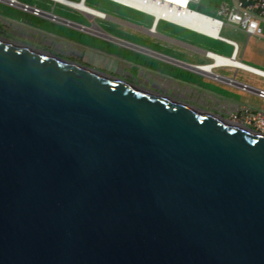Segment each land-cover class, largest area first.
<instances>
[{
    "label": "water",
    "instance_id": "95a60500",
    "mask_svg": "<svg viewBox=\"0 0 264 264\" xmlns=\"http://www.w3.org/2000/svg\"><path fill=\"white\" fill-rule=\"evenodd\" d=\"M0 264H264V132L0 36Z\"/></svg>",
    "mask_w": 264,
    "mask_h": 264
},
{
    "label": "rangeland",
    "instance_id": "374dc122",
    "mask_svg": "<svg viewBox=\"0 0 264 264\" xmlns=\"http://www.w3.org/2000/svg\"><path fill=\"white\" fill-rule=\"evenodd\" d=\"M18 1L31 6H36L45 12H51L63 19L84 25H90L89 20L78 12L70 11L68 8L61 5H56L51 8L52 3L48 0ZM222 1L227 0H198L196 3H190L189 6L197 11L204 12L209 15H215V10ZM180 3L183 4L184 2L180 1ZM86 4L93 8L101 9L109 15L127 18L129 21L144 26L148 25L151 21L150 16L118 5L109 0H86ZM96 23L105 31L111 33L117 32L115 24L111 22L96 20ZM157 30L162 34L179 35L186 40L188 39L194 41L204 49H209L223 55H229L231 51V47L223 42L174 26L164 21H159ZM220 34L224 37L231 38L238 43L239 51L237 59L241 60L243 63L264 70V38H258L255 36L247 37L244 32L228 26H224L221 29ZM0 36L32 48L48 52L54 56L106 72L112 76L121 78L136 85L146 87L152 85V82H149L145 76L146 74L144 73L143 75H139L137 68L134 66H127L125 65V62L122 64L112 62L111 65H107L109 63L107 62V58L99 57L95 52H101L104 55L109 56H119L124 58L127 62L133 64H141L153 70L162 69L176 79L175 83H178V81L191 83L201 88H207L224 95L232 96L242 103H248L264 109V99L251 92L220 83L219 81H215L213 79L199 76L174 66L166 65L161 61L137 51L118 47L114 43L108 42L100 37L87 32L79 31L76 28H72L60 22L50 21L43 16L34 15L29 11H23L18 6H9L3 2H0ZM131 38L138 44L147 45L155 49L159 48L149 37H144L142 34L136 33ZM76 47L79 49V52H77ZM198 61L207 60L205 58H200ZM232 63L238 64L237 61H232ZM213 72L233 77V73L227 68H215ZM234 79L250 86L264 89V78L257 75L237 70L234 75ZM169 86V90L166 89L164 91L165 94L174 97L177 96L176 98L204 111L222 116L227 115H224L223 112L208 101L193 97L191 95L194 94L193 92L185 91V94H176L173 93V85L170 84Z\"/></svg>",
    "mask_w": 264,
    "mask_h": 264
},
{
    "label": "built area",
    "instance_id": "2783aa9c",
    "mask_svg": "<svg viewBox=\"0 0 264 264\" xmlns=\"http://www.w3.org/2000/svg\"><path fill=\"white\" fill-rule=\"evenodd\" d=\"M53 1L65 5L70 9L81 12L89 18V21L92 24H94L96 20H104L107 15V13L101 9L88 6L86 4V0H66L68 3L59 0ZM109 1L149 15L150 17H152L153 20L151 28L155 26V23L157 21H166L180 26L184 29L193 31L200 35L206 36L214 40H218L229 45L231 47L229 55H223L212 50L206 49L205 56L208 59V62L196 65L201 70L210 72L215 79L221 78L220 75L213 72V69L215 68H234L264 78L263 69L243 63L241 62V60L237 59L239 51L238 43L235 40L224 37L220 34L221 29L224 26H228L233 29H237L244 32L247 37L255 36L258 38H264V0L222 1L217 6L215 10V15H209L204 12L197 11L189 6L190 3H196L198 2V0H183L184 4H181L179 1L176 2L171 0H128L132 1L133 4L122 2L120 0ZM0 2H5L9 6H18L23 11H29L34 15H46L51 20H56L58 17L51 12L44 13L43 10H41L40 8L36 6H31L26 3H21L18 0H0ZM138 3H141L140 5H143V7L145 5L148 7H154L155 9H158L161 13L170 15L171 17H175V19L166 18L164 16L155 19L153 18L152 14H149L145 12V10L137 7ZM77 4H81L80 6L84 8L96 10L100 13V15L92 14L88 11H85L84 9H81V7H79ZM193 14L198 16L200 19L204 20V25H206V28H204L202 31L194 30L188 27L185 22L178 20V18L182 16H189ZM83 26L84 25L82 24L80 28H82ZM232 61H237L238 64H234L232 63ZM203 66H208V68L204 69ZM249 67L254 68L255 70H259L262 73L250 70ZM226 81L230 84L238 85L239 88L242 90L251 91L258 97L264 98V89L256 88L243 82L237 84V81L231 78H227ZM227 117L232 121L250 127L254 130L264 132V109L262 108L254 107L249 104H239L236 106L234 111L230 113V115Z\"/></svg>",
    "mask_w": 264,
    "mask_h": 264
},
{
    "label": "flooded vegetation",
    "instance_id": "af4514ba",
    "mask_svg": "<svg viewBox=\"0 0 264 264\" xmlns=\"http://www.w3.org/2000/svg\"><path fill=\"white\" fill-rule=\"evenodd\" d=\"M147 15V14H145ZM149 16V15H147ZM61 17H57L56 21H59ZM69 21V20H67ZM104 21L111 22L115 24V28L117 32L111 33L102 29L98 24L95 22L92 24L90 21V25H84L82 28V24L71 22L65 23L66 25L76 28L79 31L87 32L94 36L100 37L108 42H112L118 47L130 49L133 51H137L144 55H147L151 58H154L158 61L165 63L166 65L174 66L176 68L191 72V73H199L201 69L196 66L197 64H203L208 62V59L205 56V50L198 44H196L192 40H186L183 37L176 35V34H162L157 30V26L159 21L155 23L153 29L151 28L152 25V17L151 21L148 25L144 26L132 21H129L127 18H122L118 16H112L107 14ZM63 21H61L62 23ZM166 22V21H164ZM64 23V22H63ZM170 23V22H167ZM174 26H177L173 23H170ZM98 27V32L93 31L92 26ZM180 27V26H177ZM182 28V27H181ZM142 34L144 37H149L155 45L159 48H152L147 45L138 44L132 40V36L134 34ZM200 58H205L207 61H198ZM109 59V58H108ZM111 60L117 63L125 62L127 66H134L137 68L139 75L146 74L145 76L152 82V85L149 87L143 86L145 88L154 90L161 94H165L164 91L167 89L169 90V85L172 84V87L180 85L175 83V78L170 76L167 72L163 71L162 69L153 70L141 64H133L127 62L124 58L119 56H111ZM197 60V61H196ZM221 80H224V77L221 76ZM126 81V80H125ZM240 84V81L236 82ZM239 87L238 85H236ZM173 93L174 90H173ZM168 95V94H165ZM171 96V95H170ZM174 97V96H173ZM177 97V96H176ZM175 97V98H176ZM178 99V98H177Z\"/></svg>",
    "mask_w": 264,
    "mask_h": 264
},
{
    "label": "crops",
    "instance_id": "0c3cea01",
    "mask_svg": "<svg viewBox=\"0 0 264 264\" xmlns=\"http://www.w3.org/2000/svg\"><path fill=\"white\" fill-rule=\"evenodd\" d=\"M48 1H50L52 3L51 8L55 7L56 5H61V6L66 7L65 5L57 3V2H55L53 0H48ZM3 3H5V2H3ZM66 8H68V7H66ZM68 9L70 11L78 12L79 14L83 15L84 17H86L89 20V18L86 15L82 14L81 12L73 10V9H70V8H68ZM43 12L46 13L45 11H43ZM39 15L49 19L46 15H42V14H39ZM49 20L50 21H56V20H51V19H49ZM56 22H60L61 23V21H56ZM62 24H65V23L62 22ZM70 50H72V49H70ZM76 50H77V52H79L78 48ZM95 53H97L99 57L107 58V62H109L107 65H111L112 64L113 61L111 60V56L104 55L101 52H95ZM227 69H229V71L233 73V77L224 76V75H221V74H219L217 72H215V73H217L218 75H220L222 77H227V78L234 79V75H235V73H236V71L238 69H234V68H227ZM194 74H197L199 76L206 77V78H209V79H213L215 81H219L220 83H223V84H226V85L237 87L236 85L230 84L227 81H224V80H221V79H215L210 72L205 71V70H201L199 73H194ZM178 84H181V85H178V86H176V88L175 87L173 88V90H174V92L176 94H185V91L193 92L194 94H191L193 97H195L197 99L198 98L204 99V100L208 101L209 103H211L212 105H215V107H217V109H219L221 112H223L224 115L227 114L226 117L229 116L230 113H232L234 111V109L236 108L237 105H239V104H248V103H242V102L238 101L237 99H235L232 96L224 95V94L218 93L216 91H213V90H210V89H207V88H201V87H199L197 85H194V84H191V83H187V82H184V81H182V82L178 81ZM195 88H198V89H195ZM237 88H239V87H237ZM244 91H247V90H244ZM189 92H187V93L190 94ZM248 92H251V91H248ZM251 93H253V92H251ZM262 99H264V98H262ZM251 106H253V105H251ZM254 107H257V106H254Z\"/></svg>",
    "mask_w": 264,
    "mask_h": 264
},
{
    "label": "bare ground",
    "instance_id": "6f19581e",
    "mask_svg": "<svg viewBox=\"0 0 264 264\" xmlns=\"http://www.w3.org/2000/svg\"><path fill=\"white\" fill-rule=\"evenodd\" d=\"M59 1H62V2H65V3H68L66 0H59ZM120 1H122V2H126V3H129V4H133V2L132 1H128V0H120ZM171 1H176V2H180V1H183V0H171ZM184 2V1H183ZM141 3H138L137 4V7H139V8H141V9H143V10H145V12H147V13H149V14H152L153 15V18H155V19H158V18H160V17H166V18H170V19H175V17H171L170 15H167V14H164V13H161L158 9H155L154 7H148V6H144L143 7V5H140ZM182 4V3H181ZM184 4V3H183ZM79 7H81V9H84L85 11H88V12H90V13H92V14H97V15H100V13L98 12V11H96V10H91V9H88V8H84V7H82V6H80L81 4H77ZM178 20H180V21H182V22H185V24L188 26V27H190V28H192V29H194V30H199V31H202L204 28H206L205 26L206 25H204L205 23H204V20H202V19H200L198 16H196V15H185V16H182V17H180V18H178ZM98 27H96L95 25L94 26H92V28L91 29H93V31H95V32H98L99 30L97 29ZM153 29V28H152ZM203 68L204 69H207L208 68V66H203ZM249 69L250 70H253V71H256V72H258V73H262V72H260L259 70H255L254 68H250L249 67Z\"/></svg>",
    "mask_w": 264,
    "mask_h": 264
}]
</instances>
